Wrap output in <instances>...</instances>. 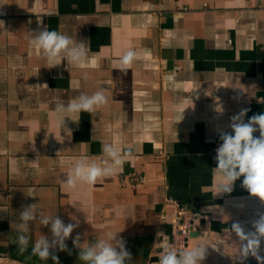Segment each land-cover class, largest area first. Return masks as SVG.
<instances>
[{
  "label": "crops",
  "instance_id": "crops-1",
  "mask_svg": "<svg viewBox=\"0 0 264 264\" xmlns=\"http://www.w3.org/2000/svg\"><path fill=\"white\" fill-rule=\"evenodd\" d=\"M42 28L86 40L88 65L50 64L29 45ZM129 49L141 58L121 71ZM100 89L107 105L57 125V104ZM245 108L246 121L264 114V0H0V264H55L32 254L51 236L38 221L25 252L15 243L18 213L31 204L78 223L72 238L84 244L118 232L130 264H159L174 247L169 199L194 213L187 249L203 243L202 264H239L231 226L254 230L264 201L243 177L220 193L215 157L221 131ZM113 140L132 152L120 171L75 191L62 185L77 158L99 163ZM72 238L54 253L60 264H83Z\"/></svg>",
  "mask_w": 264,
  "mask_h": 264
},
{
  "label": "clouds",
  "instance_id": "clouds-1",
  "mask_svg": "<svg viewBox=\"0 0 264 264\" xmlns=\"http://www.w3.org/2000/svg\"><path fill=\"white\" fill-rule=\"evenodd\" d=\"M29 45L42 53L50 64L60 65L61 57L67 63L77 67H84L89 63L88 45L86 40L75 41L71 37L55 30L42 28L33 31ZM139 52L129 49L118 61L119 70L125 71L132 67L133 62L139 60ZM87 79L86 75L84 77ZM45 86L48 87L47 84ZM109 102L105 89H100L91 95L82 93L71 99L66 105L57 104L54 115L57 125L65 124L66 114L81 112L91 113ZM249 109H241L231 117V132L221 131L222 143L216 149L217 167L221 175L220 193H231L235 182L243 177L242 185L253 196L264 201V114H255L247 121L245 117ZM259 132V136L254 133ZM103 159L98 163L81 156L75 160L66 180L62 185L70 191L77 190L81 185H95L104 178L115 175L131 158V149L122 148L113 140L102 144ZM35 163V162H34ZM20 224L16 226L17 238L15 243L21 253L25 252L31 240L29 222L38 221L42 226L49 227L51 236L41 235L32 246V254L41 260L52 259L60 264L55 251H69L66 241L72 238V233L79 227L78 223H65L58 215H45L43 210L37 209L35 204L22 206L19 211ZM254 230H246L239 222L233 223L231 231L239 238V264L249 256L254 257L258 264H264L261 255V245L264 242V214L252 222ZM161 233H158V236ZM78 233L72 238L74 247L78 248L79 260L83 264H130L132 256L126 249L125 241L118 232L107 231L102 238L94 243L84 244ZM207 256V247L201 243L190 249L166 246L162 249L159 264H202Z\"/></svg>",
  "mask_w": 264,
  "mask_h": 264
},
{
  "label": "built area",
  "instance_id": "built-area-1",
  "mask_svg": "<svg viewBox=\"0 0 264 264\" xmlns=\"http://www.w3.org/2000/svg\"><path fill=\"white\" fill-rule=\"evenodd\" d=\"M169 202L177 207L176 214L174 215L171 222H169V239L174 248L187 249L189 241L193 237V226H194V213L191 210L183 207L181 203L174 199H169ZM167 221V217L162 215L161 222L164 224Z\"/></svg>",
  "mask_w": 264,
  "mask_h": 264
},
{
  "label": "water",
  "instance_id": "water-1",
  "mask_svg": "<svg viewBox=\"0 0 264 264\" xmlns=\"http://www.w3.org/2000/svg\"><path fill=\"white\" fill-rule=\"evenodd\" d=\"M193 236L195 235V234H192Z\"/></svg>",
  "mask_w": 264,
  "mask_h": 264
}]
</instances>
